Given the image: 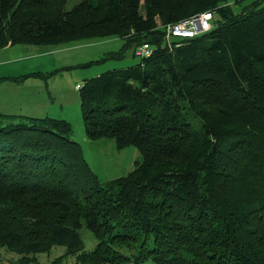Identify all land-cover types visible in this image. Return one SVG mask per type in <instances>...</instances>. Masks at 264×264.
I'll return each mask as SVG.
<instances>
[{"label": "trees", "instance_id": "trees-1", "mask_svg": "<svg viewBox=\"0 0 264 264\" xmlns=\"http://www.w3.org/2000/svg\"><path fill=\"white\" fill-rule=\"evenodd\" d=\"M188 1L0 0V48L119 37L107 53L119 60L153 47L79 88L85 135L138 148L124 176L101 181L68 120L0 113V264H36L56 245L80 264H264V7ZM204 11L211 29L164 43V25Z\"/></svg>", "mask_w": 264, "mask_h": 264}, {"label": "rangeland", "instance_id": "rangeland-1", "mask_svg": "<svg viewBox=\"0 0 264 264\" xmlns=\"http://www.w3.org/2000/svg\"><path fill=\"white\" fill-rule=\"evenodd\" d=\"M79 1L80 0H66L64 9H71ZM187 3L190 9H196L199 4L197 0L188 1ZM226 4L230 5L234 13H238L244 8H248L247 11H255L264 7V0H243L241 3L239 2L237 4L234 3L233 0H230L223 5ZM215 17L217 18L218 16L215 15ZM174 42V40L170 41V45L172 44V46L169 48L175 47V45H173ZM123 43L122 38L119 37L103 39L92 38L74 42L73 46H57L63 48L47 53L37 59L38 64L40 63L39 66H41L38 67L40 69L52 62H58L57 68L60 67V65L68 66L64 69H58L54 75H51V78L47 76H37L41 84L43 83V92L41 96L45 99H50L51 104L56 107L59 112H62L61 116H65L64 119L70 122L72 126L71 139L79 143L85 159L101 181L128 174L134 168V161L137 159L140 160L141 155L138 148L135 146H126L122 149H118L115 146L114 140L109 137L90 139L85 135L82 107L79 99V88L86 78L97 76L111 69L135 65L141 60V57H145V55L141 54L139 49L142 45H137L133 49H130L127 55L122 59H107V53L119 50ZM148 47L153 51L152 46ZM52 70L54 69L52 68ZM52 70L48 71V73L52 72ZM37 72L43 71H36V73ZM54 81L55 84L53 85ZM57 86L59 87L55 91L54 87L56 88ZM78 86L80 87L78 88ZM40 87L42 88V86ZM38 92H40V90ZM38 92L36 93L40 96ZM49 95L52 97L49 98ZM59 101L61 104H59ZM7 102L16 104L18 100L10 97L7 98V101H1L3 104ZM42 103V101H39L36 105L39 107L43 105ZM8 107L12 110L16 108L13 105H9ZM54 117L63 118L59 117L57 113H54ZM187 119L192 123V126L193 124L195 125V123L197 124V118H195L192 113H189ZM79 234L83 240L85 251H90L96 246L97 239L90 230L85 228V226L79 229ZM64 253V246H53L50 251L36 255L38 259L36 264H49L60 256H62L60 257V264H80L75 254L65 255ZM2 257L10 259L15 257V255L7 253L5 249H2Z\"/></svg>", "mask_w": 264, "mask_h": 264}, {"label": "crops", "instance_id": "crops-1", "mask_svg": "<svg viewBox=\"0 0 264 264\" xmlns=\"http://www.w3.org/2000/svg\"><path fill=\"white\" fill-rule=\"evenodd\" d=\"M66 46H73V44ZM62 48L63 47H53L42 49L30 43L8 44L0 48V113L52 117H54V113H57L59 117L65 118V116H61L62 112H59L56 107L51 104L50 99H45L41 96V93L43 92V83L41 84V81L37 79L39 77L31 74L36 71H43L40 73H48L52 68L57 70L66 67L60 65V67L57 68L58 62H52L46 64L41 69L38 68L41 67L39 66L40 63L38 64V58ZM25 74L26 76L23 80L17 81L12 78L10 79V77ZM54 84L55 81L53 85ZM58 87L59 86L56 88L54 87L55 91ZM39 90L40 92H38ZM36 92L40 93V96ZM10 97L18 100V102L16 104H11L10 102H7L6 104L1 103L2 100L7 101V98ZM50 97L52 96L49 95V98ZM39 101H42L43 105L38 107L36 103ZM60 101L59 104H61ZM9 105L16 107L15 110L9 108Z\"/></svg>", "mask_w": 264, "mask_h": 264}, {"label": "built area", "instance_id": "built-area-1", "mask_svg": "<svg viewBox=\"0 0 264 264\" xmlns=\"http://www.w3.org/2000/svg\"><path fill=\"white\" fill-rule=\"evenodd\" d=\"M212 27V13L211 11H204L192 14L188 17L180 19L174 23H167L164 25V43L171 47L170 41L174 40L173 45H177L176 42L179 39L195 37L198 34L208 31ZM141 54L149 56L152 50L146 44H142L139 48ZM80 86H78L79 88Z\"/></svg>", "mask_w": 264, "mask_h": 264}]
</instances>
